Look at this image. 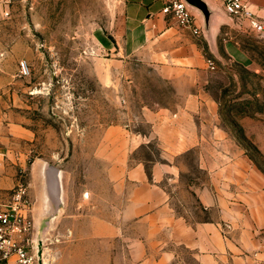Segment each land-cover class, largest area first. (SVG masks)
Masks as SVG:
<instances>
[{
  "label": "rangeland",
  "instance_id": "374dc122",
  "mask_svg": "<svg viewBox=\"0 0 264 264\" xmlns=\"http://www.w3.org/2000/svg\"><path fill=\"white\" fill-rule=\"evenodd\" d=\"M118 2L12 0L0 21L6 69L14 75L5 89L4 107L0 104V138L27 163L41 161L45 179L55 181L60 206L40 232L50 264H129L126 241L134 232L127 238L123 229L121 237L105 241L93 231L97 224L125 226L120 218L124 199L111 182L122 174L116 162L127 153L131 161L160 159L156 146L121 149L124 133L146 128L135 119L145 104L176 99L152 92L148 73L126 75L105 49ZM228 17L219 52L210 57L216 69L207 89L219 104L225 127L264 173V33L246 20ZM21 62H27L29 73H22ZM185 161L190 176H203L193 169L194 155ZM23 182L31 207V187L26 178ZM180 200L201 214L193 200Z\"/></svg>",
  "mask_w": 264,
  "mask_h": 264
},
{
  "label": "crops",
  "instance_id": "0c3cea01",
  "mask_svg": "<svg viewBox=\"0 0 264 264\" xmlns=\"http://www.w3.org/2000/svg\"><path fill=\"white\" fill-rule=\"evenodd\" d=\"M169 1L119 0L106 37L105 49L117 65L124 66L126 75L148 73L152 92L176 99L145 104L135 119L146 128L124 133L121 149L134 152L156 146L160 159L131 161L127 153L116 162L122 174L111 182L124 199L120 218L125 226L97 224L94 237L113 241L123 229L127 238L128 232H134L136 237L126 241L131 247L126 256L129 264H261L264 173L225 127L219 104L207 89L213 71L208 60L219 52L228 14L219 0H205L213 12L208 33L203 14L192 8L202 31L197 37L163 12ZM248 5L264 24V0H248ZM7 8L0 0V21ZM0 39V104L4 107L5 89L14 75L7 72L5 39L1 35ZM233 55L238 57V51ZM191 154L193 169L202 177L190 176L185 158ZM43 170L41 161L27 163L23 154L0 138V211L10 208L15 188L26 178L32 205L22 213L34 222L35 240L41 239L43 224L45 230L47 218L60 206ZM181 198L193 200L201 214L188 210Z\"/></svg>",
  "mask_w": 264,
  "mask_h": 264
},
{
  "label": "built area",
  "instance_id": "2783aa9c",
  "mask_svg": "<svg viewBox=\"0 0 264 264\" xmlns=\"http://www.w3.org/2000/svg\"><path fill=\"white\" fill-rule=\"evenodd\" d=\"M2 1L6 6L12 2ZM219 1L229 16L248 20L256 32L264 33V24L251 12L248 0ZM163 12L172 16L180 27L190 29L197 37L202 35L201 28L196 25L192 7L184 0H170ZM20 66L23 74L29 73L27 62H21ZM208 66L211 70L216 69L212 59L208 60ZM27 195L28 187L21 180L14 193L13 204L9 209L0 211V264H50L46 252L42 250V238L35 240L33 237V220L22 213L29 206Z\"/></svg>",
  "mask_w": 264,
  "mask_h": 264
},
{
  "label": "water",
  "instance_id": "95a60500",
  "mask_svg": "<svg viewBox=\"0 0 264 264\" xmlns=\"http://www.w3.org/2000/svg\"><path fill=\"white\" fill-rule=\"evenodd\" d=\"M187 2L192 8L197 9L199 12H201L204 16L205 26H206V32H210V26H211V17L213 15L212 10L210 9L209 5L205 0H184ZM48 173V171H47ZM48 175V174H47ZM48 183L50 185V188L54 194H58L55 188V181L54 179H50L49 176H47ZM57 182V181H56Z\"/></svg>",
  "mask_w": 264,
  "mask_h": 264
},
{
  "label": "trees",
  "instance_id": "16d2710c",
  "mask_svg": "<svg viewBox=\"0 0 264 264\" xmlns=\"http://www.w3.org/2000/svg\"><path fill=\"white\" fill-rule=\"evenodd\" d=\"M252 159V158H251Z\"/></svg>",
  "mask_w": 264,
  "mask_h": 264
}]
</instances>
